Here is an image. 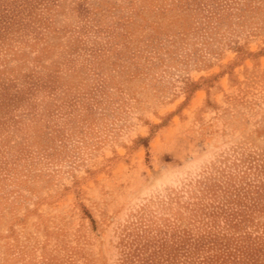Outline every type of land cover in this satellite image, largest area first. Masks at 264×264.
Segmentation results:
<instances>
[{
    "label": "rangeland",
    "instance_id": "rangeland-1",
    "mask_svg": "<svg viewBox=\"0 0 264 264\" xmlns=\"http://www.w3.org/2000/svg\"><path fill=\"white\" fill-rule=\"evenodd\" d=\"M0 264H264V0H0Z\"/></svg>",
    "mask_w": 264,
    "mask_h": 264
}]
</instances>
